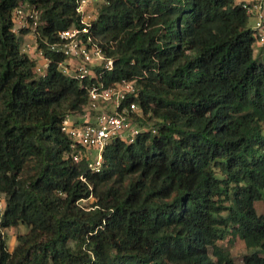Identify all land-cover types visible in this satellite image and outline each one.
I'll list each match as a JSON object with an SVG mask.
<instances>
[{
    "label": "trees",
    "instance_id": "trees-1",
    "mask_svg": "<svg viewBox=\"0 0 264 264\" xmlns=\"http://www.w3.org/2000/svg\"><path fill=\"white\" fill-rule=\"evenodd\" d=\"M99 1L84 38L115 62L95 68L99 79L135 80V121L154 124L113 140L100 172L75 161L63 124L97 79L64 74L52 47L83 26L78 0H0V264H264V55L248 11L235 0ZM24 5L40 13L45 74L23 50L31 29L14 30ZM20 224L29 230L10 251L3 229ZM229 235L252 250L242 263L222 244Z\"/></svg>",
    "mask_w": 264,
    "mask_h": 264
},
{
    "label": "built area",
    "instance_id": "built-area-1",
    "mask_svg": "<svg viewBox=\"0 0 264 264\" xmlns=\"http://www.w3.org/2000/svg\"><path fill=\"white\" fill-rule=\"evenodd\" d=\"M97 1L99 0H78L77 11L82 14L83 26H73L61 31L59 33L61 42L52 47L65 56V60L59 65L64 74L81 79L87 77L97 79L88 86L89 103L85 111L69 115L63 124V131L72 140L71 156L77 162L85 157L94 172L102 170L103 152L113 140L134 142L142 132L149 129L147 126L139 125L133 115L141 112L136 100L139 96L136 81L123 80L106 85L102 79H99L101 73L95 68L100 66L112 70L115 62L113 58L106 57L100 46L92 44L90 36L84 38V35L90 32L91 25V22L85 20V7L90 2ZM235 2L245 8L250 17H257V25L253 29L256 42L264 51V0H235ZM39 16V11L29 5L16 8L13 15L14 30L20 32L30 28L34 32L39 23ZM23 50L29 52L30 48L24 47ZM39 53L46 59V64L41 68L38 65V72L45 74L49 60L42 51L39 50ZM74 60L78 61L75 66L72 63Z\"/></svg>",
    "mask_w": 264,
    "mask_h": 264
},
{
    "label": "rangeland",
    "instance_id": "rangeland-1",
    "mask_svg": "<svg viewBox=\"0 0 264 264\" xmlns=\"http://www.w3.org/2000/svg\"><path fill=\"white\" fill-rule=\"evenodd\" d=\"M99 3H100V1L90 2L85 7L84 17H85V20L87 22H93V20L96 19ZM257 21H258L257 17L251 16L249 18V26L252 28H255L257 25ZM24 35H26V36H22L23 48L24 47H26V49L30 48L28 53L33 58H36V56L40 55V53H39L35 33L33 31H30L29 33L24 34ZM255 48H256L255 49V57H258L262 51L258 42L255 43ZM43 60H45V59H40V60L37 59L40 68L42 67V65H40V64L42 63ZM72 63H73V66H75L76 63H78V61L74 60ZM140 114H142V113H140ZM153 124H154V122H150L147 124L148 125L147 127L149 128V127L153 126ZM95 156H96V153H95L94 157ZM90 202H92V201L91 200H84L82 202V204L86 205V204H89ZM4 206H5V203H4V200H2L1 207L3 208ZM257 208H258L259 214H264V203L263 202H259ZM28 230H29V227L25 224H20L17 227H11V228L3 229V234H4V237L6 239L8 249L10 251H13L14 248L16 247L17 243H18L17 236L19 234L27 233ZM73 244L75 246H79L76 243H73ZM222 244L225 247L229 248L231 253L234 255L237 263H242L244 260V257L247 254H249L250 252H252V250L250 251L249 249H247L245 242L239 236L233 237V235H229L225 240L222 241Z\"/></svg>",
    "mask_w": 264,
    "mask_h": 264
},
{
    "label": "crops",
    "instance_id": "crops-1",
    "mask_svg": "<svg viewBox=\"0 0 264 264\" xmlns=\"http://www.w3.org/2000/svg\"><path fill=\"white\" fill-rule=\"evenodd\" d=\"M24 36H26V35H24ZM25 42H26V41H25ZM261 52H262V54L264 55V51L262 50ZM36 59L40 60V59H45V58L42 57V56H40V55H37V56H36ZM45 64H46V59L43 60L42 63H41L40 65L44 66ZM38 65H39V64H38Z\"/></svg>",
    "mask_w": 264,
    "mask_h": 264
}]
</instances>
